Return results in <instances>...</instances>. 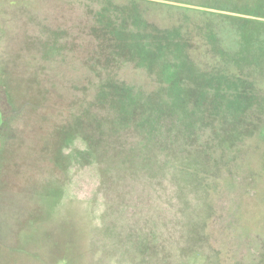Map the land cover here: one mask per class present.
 <instances>
[{
	"label": "rangeland",
	"instance_id": "obj_1",
	"mask_svg": "<svg viewBox=\"0 0 264 264\" xmlns=\"http://www.w3.org/2000/svg\"><path fill=\"white\" fill-rule=\"evenodd\" d=\"M263 12L0 0V264H264Z\"/></svg>",
	"mask_w": 264,
	"mask_h": 264
},
{
	"label": "trees",
	"instance_id": "obj_2",
	"mask_svg": "<svg viewBox=\"0 0 264 264\" xmlns=\"http://www.w3.org/2000/svg\"><path fill=\"white\" fill-rule=\"evenodd\" d=\"M261 20H258V19H248L246 20V29H250L251 27L252 30L251 31H255L256 33L255 34H260L263 39H264V12L262 13V17H260ZM245 29V30H246ZM233 44L235 47L239 48V52H245L244 55H245V58L250 60V63L251 65L249 66H246V67H251L253 66L252 68L256 71V72H259V70H262V67H258V64L256 63V61L254 60V58L252 59L247 50H244L243 48V44H242V41L238 38H236L235 36V39L233 41ZM238 69H241V67H239ZM5 102L7 104L8 107L11 108V111H9L7 108H3L0 106V113H1V117H2V121H1V126H0V131L2 129H7L10 121L12 120L13 118V115H11V112L13 113V110L15 107H12V103H10V97H11V91L10 90H6L5 92ZM13 108V110H12ZM26 108H27V105H26ZM73 126V125H72ZM2 150H3V147H1ZM1 164V163H0ZM65 259H61L59 264H76L75 263V256L72 254L70 255V251H68L66 254H65Z\"/></svg>",
	"mask_w": 264,
	"mask_h": 264
},
{
	"label": "flooded vegetation",
	"instance_id": "obj_3",
	"mask_svg": "<svg viewBox=\"0 0 264 264\" xmlns=\"http://www.w3.org/2000/svg\"><path fill=\"white\" fill-rule=\"evenodd\" d=\"M2 163V162H1Z\"/></svg>",
	"mask_w": 264,
	"mask_h": 264
}]
</instances>
